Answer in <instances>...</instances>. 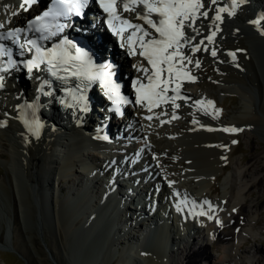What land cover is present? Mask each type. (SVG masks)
Returning <instances> with one entry per match:
<instances>
[{
  "label": "bare ground",
  "instance_id": "bare-ground-1",
  "mask_svg": "<svg viewBox=\"0 0 264 264\" xmlns=\"http://www.w3.org/2000/svg\"><path fill=\"white\" fill-rule=\"evenodd\" d=\"M19 4V0H0V23H6L10 18L11 23H6V27L14 24L18 25L21 21H24L30 16V14L19 9ZM241 8L245 13H247L249 9H251V12L247 16L241 15L238 11L234 17H227L225 14L223 23L220 24L221 31L217 33L215 43L213 45H208L209 49L213 47L217 49V56L214 58L210 55V52H198L194 59L198 58L201 60V67L195 69L193 66L189 65L192 74L197 77V80L194 83L186 82L183 84L181 89L182 94L190 97V99L187 102L184 100L176 101V103L180 105V107L175 110V114L179 119H171V104H162L160 108H154L152 113H148L145 108L135 104L131 113H126V124L128 128L125 130L122 139L125 143L121 142L120 159L115 157V152H112L108 145L105 146V150L98 151L101 147H104V145L90 142V138L88 139L83 135L79 127H75L72 121L69 122L73 117H68L66 114L65 117L68 119H63V121L59 120V122H62L63 126L60 127L58 125V128L64 133L61 135L63 140H66V136H68V138L70 137L74 142L71 143V146L68 141L61 142L63 143L64 150L62 156H59L61 158L59 159L61 165L56 164L54 162L53 147L60 143V140H58V137L61 138L60 135L58 136L54 133L46 132L47 136L45 139L37 143L31 138H28L24 134L23 128L16 118V110L14 107V105L18 103V98L15 95L19 94L18 90H21L23 85L20 83V88H17L18 90H12L6 86L7 83L5 80V87L0 89V93H15V98L13 99L14 102L12 101V109L6 107L5 104H2L3 106L0 108V121L7 122L6 127L0 128V147L2 148L0 152L3 151L2 154L0 153V158H4V153H6L7 156L11 157V160L7 163L10 166L18 164L24 172L25 181L29 187V190H27V201L30 207H32L31 205L33 204L37 205L36 202L39 200L41 212L47 213L44 219H49L54 226L56 224L58 226V224L68 223L69 228H67V231L69 234H66L67 238L74 235L73 232L76 228L73 227V223L77 220H79L78 222L81 225L83 224L84 227L88 225L91 227L84 236L86 239L94 240L92 242L94 247L98 245L99 247L93 248V250L90 251V255H86L82 259L75 258L79 261L78 264H81L80 260L83 261L82 264H87L88 262L92 264H103L104 260L110 262V260L114 258V254L111 258H107L109 255L108 250L112 249L113 242H117V239H114L116 237V232L114 231L116 227L114 224L116 222L111 224L104 217L105 213L108 211L107 206L104 204L101 205L98 208V213L92 216V203L86 202V196H78L80 190L84 191L86 195L92 192L90 196L92 202V200L96 198L94 196L95 193L82 186L81 183L87 181L88 185L94 183L91 188H97V190L101 188L103 183L97 176L94 177L93 180L89 178L84 179V177L92 172V168H98L96 163H99L98 165L101 166V170H104L108 167V164H112V162H114L113 164L116 163L118 166L124 164L129 168H136L137 165L141 166L143 164L146 171H139V175L137 176H141L140 178L145 182V188L149 185H154V188L159 193V199H164L163 197H166L168 202L170 199L171 203L168 204L172 208L176 209V204L182 199L188 201L187 205H181L184 209L183 212H181L184 218L179 221L181 226L180 232L175 233L181 240L175 243L179 246V249H181H178L177 252L179 253L176 255H174L173 252L172 254H167L165 250L154 246L152 247L153 250H150L147 254L138 255L139 253H137L138 256H142V260L145 261V264H167L169 258L173 261L170 264H194L198 258L207 260L209 259V253L207 252L208 242L211 248H213L214 245L221 244L224 246L229 244L235 247V250L228 254L220 255V261L225 262V264H232L235 259L240 260L241 257H243L242 247L238 244L234 245V241H237L240 235V229L245 223H251L252 227L255 225V216L258 214L261 203L256 200L247 204V201L249 199L248 197L257 189L262 190L264 194V186H262L263 177L261 176L264 167V151L257 153L249 159L242 157L233 161V171L224 177L222 183L224 188L229 191L224 192L222 196L217 198L211 196L212 193L218 192L217 188L212 185L211 181L213 177L217 180L223 176L222 174L217 176V173L219 171L222 173L228 170L225 162L230 160L232 154L237 149L238 145L237 143H235V145L233 141H237L240 135L245 139L247 145L250 146L255 137L253 136L254 129L251 128H264V83L262 82L263 79L261 80L259 65L256 64L258 61L257 52H261V54L264 55V36L259 34L255 25L251 26L249 23V21L253 20L255 17L252 13L255 12L256 8L260 10V14L264 13V0H257L254 4L248 3L239 9ZM13 10H18L20 14L14 17L11 16V11ZM212 16H214V12L210 11L209 19L197 21L198 25H202L201 31L204 35H208L211 31L208 29L207 25L211 22L210 18ZM261 27H264V23ZM233 31L237 32L236 38L234 41H230L229 38L231 39ZM89 37L91 36H86L85 39L92 42ZM201 38L202 37H197V41ZM90 45L92 46L91 43ZM115 49L119 50L118 47ZM122 50L124 54L123 57L129 59L131 68L128 66L123 67L126 64L124 61L120 62L118 59L114 60L121 63L123 71L127 72L130 79H136L141 74L136 71L134 65L138 63L147 65V62L142 61L138 56H129L125 48H122ZM184 51L187 52L188 49H184ZM229 52L237 53L235 63L228 55ZM230 62L234 64H230ZM227 63L231 66H227ZM237 64L239 67L236 66ZM210 70L213 71L212 73L215 75L218 91L225 94L228 92L234 94L230 97V102L235 109V114L233 113L234 115L228 117L223 123L220 121V113L215 110V101L211 99L206 90H203L202 81L207 79L208 71ZM130 86L132 87V84H130ZM123 89L126 94L127 83L124 85ZM192 90L198 91L197 93H192ZM169 95H172V93L170 92ZM94 99L99 102L98 97H94ZM198 100H210L213 102L214 107L207 108V115L204 114L203 108L200 110L197 109L194 102ZM53 104L54 103H52V105ZM161 111H167L168 115H161L159 119H156V115L160 114ZM4 113H6V115H2ZM54 113L55 112H53L54 116L51 120L56 121L57 115ZM94 114L95 113L92 115ZM133 114L135 117H133ZM147 115H153V119L151 121L146 120L144 117ZM80 118L90 120L89 115H85V117L84 115H79L74 119L78 120ZM194 118L198 120L199 123L193 124L192 121ZM162 120H171V122L161 124ZM180 120L186 123L185 128L180 129ZM201 126L214 130L205 131L204 129L203 132L199 128ZM217 127H219L220 130H218ZM232 127L237 129L243 128L245 130L239 133L223 131L224 128ZM183 139H188V143L183 144ZM84 143H91L94 148H97V151L93 152V157L83 152L82 145H84ZM85 151L87 152V150ZM136 154L146 155V158L139 161L135 158ZM100 156H102V159H99ZM222 157H226V159ZM87 160H90L91 163ZM147 171L149 172L147 173ZM149 174L150 176H148ZM62 179L68 180L69 184L73 186L74 192H68L63 200H57V196H59L57 193ZM128 181L132 182L134 180L129 178ZM169 181L174 182L171 187H169ZM175 192H179L181 195L177 197L174 195ZM21 194L24 196V193L21 192ZM101 196L102 193L99 194L97 199L99 200ZM25 198L26 196H24V199ZM205 200L209 201L213 207L216 206L220 213V220L223 222V227L228 229L227 232L221 230L223 227L217 225L215 219L208 220L206 216L189 215L190 211L199 212L204 210L207 212L208 206L203 204ZM21 202V206H23L24 200ZM75 202H77V204H75ZM192 202L202 206V208L196 207L193 209ZM49 203L52 204L51 212L49 209L45 208L46 205L48 207ZM129 205L128 211H133V205L130 203ZM36 207L34 206L32 209L35 213H38ZM167 208L169 207L165 204L163 207L165 214H169L170 212ZM233 209L236 211H233ZM145 211H140V213ZM145 215L147 220L142 219V224H146V228L149 229L151 222H153L152 217L154 215L152 212H147ZM210 215H212V213H210ZM65 217L67 220L66 222L64 220ZM97 225L100 226L102 231H98ZM141 227L142 226L134 225L132 229L139 232ZM184 229H187V232H185ZM192 229L195 236L198 237L201 242L199 246L198 243L192 240L194 239L192 235L193 232H191ZM82 230L83 229H81V231ZM28 237L30 238L29 235ZM128 239L133 240L130 235H128ZM183 239H185V241H183ZM203 242H206L205 246H202ZM106 243H108V245H106V252L101 255V245L104 247ZM128 243H132V241L128 240ZM49 246L53 254L62 256V253H60L62 245H59L58 241H50ZM63 249H65L66 254H68L69 250L66 246ZM130 250L129 248L126 251L128 255L131 254ZM236 250L238 251L237 253ZM253 250L255 253L254 264H262L264 254L255 248ZM248 251L251 252V248ZM92 254L94 255V259H92ZM73 255L74 254H71L72 258L75 257V255ZM95 259H98V261L94 262ZM243 259L244 258L241 260ZM69 260L72 259L69 257ZM124 262H126L125 258ZM124 262L121 260L120 263L124 264ZM129 262L130 264H135L131 260H129Z\"/></svg>",
  "mask_w": 264,
  "mask_h": 264
},
{
  "label": "snow or ice",
  "instance_id": "snow-or-ice-1",
  "mask_svg": "<svg viewBox=\"0 0 264 264\" xmlns=\"http://www.w3.org/2000/svg\"><path fill=\"white\" fill-rule=\"evenodd\" d=\"M90 2L91 0H51L50 6L42 14L29 20L25 27L8 28L5 31L6 23H11V19L9 18L6 23H0V89L5 87L6 74L11 75L12 71L25 70L29 78H32L34 71H47L66 86L65 99L61 103L65 108L72 109L73 114L89 110L86 93L93 83H99L104 96L110 101L111 107L108 111L117 115L122 114L121 106L132 101L122 95L120 85L114 80L113 66L97 64L88 50L63 36L65 30L71 26L68 22L70 18H83ZM94 2L105 14L107 27L119 38L120 46L127 50L129 56H138L147 62V65L144 63L134 65L136 71L141 74L132 81L134 103L145 108L148 113H152L154 108H160L162 104H171V119L175 120L179 119L175 110L180 107L176 101L187 102L190 99L182 94L183 84L194 83L197 80L189 68V65L195 69L201 67V60L194 59L196 53L210 52L215 58L217 49L215 47L209 49L208 45L215 43L225 14L227 17H234L237 10L251 0H94ZM37 3L38 0H21L19 9L26 12ZM210 11L214 12V16L210 18L211 22L207 25L211 31L204 35L201 31L202 25H198L197 21L209 19ZM19 14L18 10L11 11L13 17ZM134 20L142 23H135ZM262 21L264 13L249 23L255 25L259 34L264 36ZM57 37H61L58 42L46 46V42H51ZM197 37L202 38L197 41ZM184 49L188 51L185 52ZM26 55L29 58L23 59ZM228 55L235 63L237 53L229 52ZM236 66L239 67L238 64ZM39 92L49 97L53 96L52 91L44 90V84L39 87ZM170 92L172 95H169ZM194 103L198 110L203 108L205 115L208 114L207 108L214 107L210 100H198ZM38 108L37 102L27 103L17 109L18 119L24 124L27 132L37 140L40 139L44 128V123L36 115ZM161 115H168V112L161 111L155 118L159 119ZM144 118L151 121L153 115ZM170 122L171 120H162L161 124ZM192 123L197 124L199 121L194 118ZM6 126V121H0V128ZM244 130L235 127L223 129L229 133ZM97 138L108 140L106 135ZM173 184L174 182L169 181V187ZM174 195L179 197L181 194L175 192ZM187 203L186 199L180 200L176 204V210L183 212L181 205ZM203 204L208 206L207 212L190 211L189 215L206 216L208 220H213L214 217L210 213L216 209L207 200ZM192 205L193 209L202 208L195 202H192ZM215 223L223 227V222L219 218H215Z\"/></svg>",
  "mask_w": 264,
  "mask_h": 264
},
{
  "label": "rangeland",
  "instance_id": "rangeland-1",
  "mask_svg": "<svg viewBox=\"0 0 264 264\" xmlns=\"http://www.w3.org/2000/svg\"><path fill=\"white\" fill-rule=\"evenodd\" d=\"M240 11L242 12L244 10L240 9ZM236 34L237 32L233 31L231 39L229 38V40L234 41V39L236 38ZM256 55L258 57V61L256 62V64L259 65L261 80L263 79L262 82L264 83V78H263L264 55H262L261 52L260 53L257 52ZM230 64H234V63L230 62ZM226 65L231 66L229 65V63H227ZM212 72L213 71L211 70L208 71L207 79H204L202 81L203 90H206L207 94L211 97V99L215 101L214 103L215 110L220 113V121L223 123L226 121L228 117L235 114L234 112L235 109L233 108L230 102V97L233 96L234 94L230 92L226 94L219 92L218 91L219 89L217 87V82L215 80V75ZM197 91L198 90H192V93H197ZM12 97L13 94L11 93H0V108H2V106L5 104L6 107L12 109ZM179 123H181L180 129L185 128L186 123L183 120H180ZM199 128L201 131L204 132V129L205 131H207L208 127L206 128L205 126L203 127L201 126ZM217 128L218 130H220L219 127ZM251 129H254L253 136H255L252 145L250 146L247 145L245 139H243V137L239 135L237 140L238 146L236 151L232 154L230 160L225 162V165L228 167V170L223 171L222 173L219 171L217 173V176H220L221 174L223 175L220 179L216 180V178L214 179L213 177L211 182L212 185L215 188H217L218 192L212 193L211 194L212 197L214 198L220 197L223 195L224 192L229 191L224 188V185H222V183L224 177L232 173L233 161L238 160L242 157L249 159L250 157L255 156L257 153L264 151V128L254 127ZM182 143L183 144L188 143V139L187 140L183 139ZM0 149L2 148L0 147ZM0 153L2 154L3 151H1ZM3 157L4 158H0V246H4L8 249L2 250L0 248V264H78L79 261H77L76 259L79 258L82 259L84 256L90 255L91 253L90 251L93 250V248L99 247V245L97 247H94L92 245V242L94 241L93 239L88 240L85 238L84 234L87 233L88 231L87 230L81 231L80 229L81 224L78 222L79 220L73 223V227L76 228L73 232L74 235L71 237L69 236L67 238L66 234H69V232L67 231V228H69L68 223H64L61 225L58 224V226L56 224L54 226L49 221V219L48 220L44 219L45 218L44 216H46L47 213L41 212V207L38 202L39 200H37L36 202L37 205L33 204L31 205L32 207H30L27 201L28 199L27 190H29V187L25 181L24 172L22 171V169L18 164H16L15 166L13 165L14 166L13 167L7 163L9 160H11V157L7 156L6 153H4ZM261 176L263 177L262 186H264V167L262 169ZM67 187L70 186L66 183V180H63L59 185V191L57 193L59 196H57L58 197L57 200H60L61 199L60 197H64V194L66 193L65 188ZM21 192L24 193L23 194L24 196H26L25 199L24 196H22ZM248 198L249 199L247 201V204H250L256 200L259 201L261 204L259 203L260 208L258 214L255 216L256 219V222L254 223L255 225L252 227L251 223H245L240 229V235L237 241H234V245L238 244L240 247H242L243 257H241V259L242 258L244 259L243 260L235 259L232 264H254V260H255L254 257L255 253L253 250L254 248L264 254L263 191L257 189ZM22 200H24L23 206H21ZM34 206L38 207V208L36 207L38 213H35L34 210L32 209ZM45 208L49 209V211L51 212L52 204H51V208L49 205L48 207L46 205ZM213 208L216 209V211H214V213L212 212V216L214 217V219L215 218L220 219L221 216L216 206H214ZM64 220L65 222L67 221L66 217L64 218ZM99 230L102 231L101 229ZM221 230L224 232L228 231L226 227H223ZM134 232L135 231H132V233ZM28 235L30 236V238L28 237ZM127 235L129 234H126V236ZM118 238H119L117 239L118 242H116L115 246H113L112 248L113 252L109 253V255L107 256V258H111V256H113L114 254V258L110 260V262L104 260L103 264H118V263L121 264L119 261L120 258L119 256H121L122 253L125 252V248L124 245L120 244V241H122L125 238V235L121 234L118 236ZM51 239L58 241V244L62 245L60 251V253H62L61 254L62 256H59L57 254L55 255L50 251L49 245H50V241H52ZM192 240L194 241L195 237ZM198 240L196 239V241ZM195 243H198L199 246L201 242L199 240L198 242ZM205 243L206 242H203L202 246H205ZM64 245L69 250L68 254H66L65 249H63L65 247ZM207 246H208L207 252L209 253V256L211 255V262L209 261L208 263L205 260H201L195 262L194 264H212V263L223 264L220 263L219 259L217 258L216 252L218 251V249L220 250L219 251L220 254L221 253L227 254L228 252L235 250V247L229 244L225 246L222 244L216 246L214 245L213 248H211L208 242ZM250 248H251V252L248 251ZM237 252L238 251L236 250V253ZM71 254H74L75 257L72 258ZM69 257L72 260H69ZM92 259H94L93 254H92ZM95 261H98V259L97 260L95 259L94 262ZM80 263L82 264L83 261L80 260ZM87 264H92V263L88 262ZM262 264H264V258Z\"/></svg>",
  "mask_w": 264,
  "mask_h": 264
}]
</instances>
